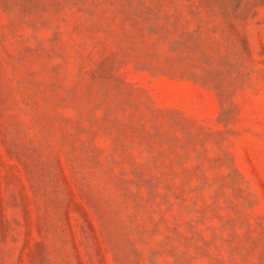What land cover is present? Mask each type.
<instances>
[{"label": "rangeland", "instance_id": "rangeland-1", "mask_svg": "<svg viewBox=\"0 0 264 264\" xmlns=\"http://www.w3.org/2000/svg\"><path fill=\"white\" fill-rule=\"evenodd\" d=\"M0 264H264V0H0Z\"/></svg>", "mask_w": 264, "mask_h": 264}]
</instances>
